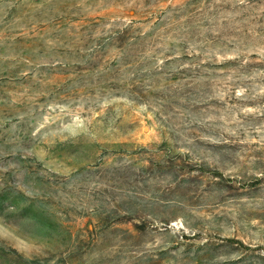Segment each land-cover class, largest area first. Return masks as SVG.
I'll list each match as a JSON object with an SVG mask.
<instances>
[{"label":"rangeland","instance_id":"rangeland-1","mask_svg":"<svg viewBox=\"0 0 264 264\" xmlns=\"http://www.w3.org/2000/svg\"><path fill=\"white\" fill-rule=\"evenodd\" d=\"M0 264H264V0H0Z\"/></svg>","mask_w":264,"mask_h":264}]
</instances>
